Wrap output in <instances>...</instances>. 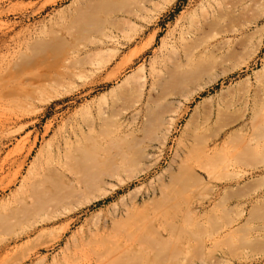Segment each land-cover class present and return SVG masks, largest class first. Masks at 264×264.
<instances>
[{
    "label": "rangeland",
    "instance_id": "1",
    "mask_svg": "<svg viewBox=\"0 0 264 264\" xmlns=\"http://www.w3.org/2000/svg\"><path fill=\"white\" fill-rule=\"evenodd\" d=\"M0 64L32 78L0 97V264H91L129 229L127 264H264V0H0ZM49 165L69 180L24 203Z\"/></svg>",
    "mask_w": 264,
    "mask_h": 264
},
{
    "label": "bare ground",
    "instance_id": "2",
    "mask_svg": "<svg viewBox=\"0 0 264 264\" xmlns=\"http://www.w3.org/2000/svg\"><path fill=\"white\" fill-rule=\"evenodd\" d=\"M112 1V0H111ZM103 4V3H102ZM88 9V8H87ZM92 9H94V8H92ZM81 10V9H80ZM107 10V9H106ZM87 13V12H86ZM96 13V12H95ZM83 14H85V13H83ZM94 14V13H93ZM87 15V14H86ZM62 27V26H61ZM69 33V32H68ZM91 34V33H90ZM102 33H98L97 31L94 33V35L93 36H100ZM103 34H104V32H103ZM111 34V33H110ZM48 35V34H47ZM52 35H53V33H52ZM105 35H106V33H105ZM106 37H108L107 35H106ZM51 38V37H50ZM70 38V37H69ZM109 38V37H108ZM35 39V38H34ZM94 39V38H93ZM101 41V40H100ZM96 42H97V40H96ZM20 47H22V46H20ZM19 47V48H20ZM57 47V46H56ZM18 48V49H19ZM26 48V47H25ZM29 49V48H28ZM63 50H64V47L62 48ZM61 49V50H62ZM71 49V48H70ZM20 50V49H19ZM66 50H68V49H66ZM66 50H64V51H66ZM58 52V51H57ZM27 53V52H26ZM47 53V52H46ZM15 55V54H14ZM24 55V54H23ZM29 55V54H28ZM70 54L69 53H49V54H46L45 56H41V59L40 58H38V60L39 61H37L36 62V60L35 59H33V60H35V64H33L34 66H32V64L30 65V66H32V69H36V68H39V67H41L42 65H45V64H52V63H55V64H57V65H64V64H62V63H65L66 61H68L69 60V58H71V56H69ZM28 57V56H27ZM38 57V56H37ZM11 58V57H10ZM19 59V58H18ZM28 59H30V58H28ZM200 59V58H199ZM21 60V59H20ZM199 60L197 59V62H198ZM216 61V60H215ZM18 62H19V60H18ZM22 62V61H21ZM20 62V63H21ZM81 62V61H80ZM204 62V61H203ZM16 63V62H15ZM24 63H26V61H24ZM31 63H33L32 61H31ZM193 63H194V61H193ZM2 64V63H1ZM1 64H0V66H1ZM18 64V63H17ZM66 64V63H65ZM188 64H189V60H188ZM12 65H14V64H12L11 63V66ZM23 65V64H22ZM27 65V64H26ZM190 65V67L187 69V70H183L184 72H182V73H177V74H181L180 75V77L181 78H184V80L183 81H185L186 79L187 80H189L188 82H189V84H191V85H193V88H190L189 89V91H191V92H189V95H192V96H194L196 93H198V92H200L201 90H203L206 86H208L212 81H213V76H207V77H204L203 75L201 76V75H199L198 74V72H199V69L197 68V65L195 66L194 64H189ZM188 65V66H189ZM192 65V66H191ZM11 66H8V68H6L8 71H7V73L6 72H4V74L2 75V78H1V80H0V87L2 88V91L0 92V97L2 98V99H10V98H12L13 97V94H18V91L21 93L22 92V94H24L25 92H27V88H26V84H27V80H28V78L30 77V76H28V74H27V71H26V73H24V77L26 76V78H24V79H21L20 77H17L15 74H12V73H14L13 71H14V69H12L11 68ZM20 66V65H19ZM29 65H27V67H28ZM55 66V65H54ZM163 66V65H162ZM24 67V66H23ZM26 67V68H27ZM52 67V66H51ZM63 67V66H62ZM165 67H166V65H165ZM48 68V67H47ZM58 68H60V67H58ZM177 68V67H176ZM16 69V68H15ZM19 70H20V68H18ZM25 69V68H24ZM23 69V70H24ZM51 69V68H50ZM22 70V69H21ZM22 70V71H23ZM39 70V69H38ZM62 70V69H61ZM25 71V70H24ZM44 71V70H43ZM169 71H171V70H169ZM178 71H179V69H178ZM201 71V70H200ZM19 72V71H18ZM32 72H36V71H32ZM61 72V71H60ZM168 72V71H167ZM166 72V73H167ZM208 72H210V71H208ZM2 73V72H1ZM16 73V72H15ZM42 73V72H41ZM17 74V73H16ZM60 74V73H59ZM63 74H64V72H63ZM171 74H176V73H171ZM21 75V74H20ZM45 75V74H44ZM52 75V74H51ZM54 75H56V74H54ZM58 75V74H57ZM208 75H209V73H208ZM211 75H214V74H211ZM19 76V75H18ZM23 76V75H22ZM34 76V75H33ZM15 77H17L16 79H14ZM41 78H42V76H40ZM64 77V76H63ZM157 77H159L158 78V82L160 83V84H162L163 82H162V80H164L163 78L165 77L164 76V74H159ZM172 77H174V76H172ZM31 78V77H30ZM29 78V79H30ZM52 78V77H51ZM58 78H62V76H60V77H58ZM32 79V78H31ZM30 79V80H31ZM46 79V78H45ZM44 79V80H45ZM53 79H55V77L53 78ZM214 79H215V75H214ZM146 80V79H145ZM143 81V82H141V84H143V87H145L146 86V81ZM35 81V80H34ZM52 81V80H51ZM55 81V80H54ZM59 81H61V79H59ZM63 81V80H62ZM43 82V81H42ZM50 82V81H49ZM48 82V83H49ZM53 82V81H52ZM45 84H46V82H44ZM57 83V82H56ZM58 84V83H57ZM140 84V85H141ZM159 84V85H160ZM25 85V86H24ZM39 85V84H38ZM47 86H49V84H47ZM46 86V87H47ZM28 87H30V84L28 85ZM37 88H38V86H36ZM51 87H53L52 85H51ZM50 88V87H49ZM142 88V87H141ZM140 88V89H141ZM30 90V89H29ZM32 91V90H31ZM21 94V96H23ZM29 94V93H28ZM30 95H32L33 96V94H30ZM30 95H28V96H30ZM56 95V94H55ZM15 96V95H14ZM20 96V95H19ZM26 96H27V93H26ZM31 96V97H32ZM16 97H18V95L16 96ZM24 97V96H23ZM22 97V98H23ZM27 98V97H26ZM30 98V97H29ZM24 99H25V97H24ZM19 100V99H18ZM18 100L16 101V102H18ZM21 100V99H20ZM156 100V99H155ZM9 101H11V100H9ZM13 101V100H12ZM22 101V100H21ZM187 101V100H186ZM147 102V101H146ZM23 103V102H22ZM141 111V110H140ZM140 113V112H139ZM151 116V115H150ZM152 117H154L153 119L155 120L157 117H159V116H157L156 118H155V116H152ZM148 118V117H147ZM158 119V118H157ZM156 119V120H157ZM157 125V124H156ZM152 126V125H151ZM150 126V127H151ZM97 147V146H96ZM81 148V147H80ZM83 148V147H82ZM99 148V147H98ZM101 148V147H100ZM88 150H89V148H88ZM93 150V149H92ZM83 151V150H82ZM85 151V150H84ZM88 152V151H87ZM97 152V151H96ZM78 153V152H77ZM76 153V154H77ZM82 153V152H81ZM98 154V153H97ZM103 154V153H102ZM144 154V153H143ZM70 155V154H69ZM79 155V154H78ZM146 155V154H145ZM99 156V159H100V155H98ZM75 158V157H74ZM86 158V157H85ZM102 158H103V155H102ZM108 158V157H107ZM92 159V158H91ZM94 159V158H93ZM105 158H103V160H104ZM84 160V159H83ZM95 160H98V158H96V159H94V162H95ZM102 159H100V160H98L97 162H95V163H93L92 161V163H87L88 165H94L93 167H90V169L92 170V172L94 171V169H96V167H99L100 166V168L102 167V165H104V161H103ZM88 161V160H87ZM108 161V160H107ZM78 162V161H77ZM85 165V164H84ZM22 166V165H21ZM79 166V165H78ZM87 166V165H86ZM89 167V166H88ZM88 167H86L87 168V170L88 171H90L89 169H88ZM104 167H105V165H104ZM106 167H107V165H106ZM86 168H84V170H86ZM100 168H98L99 170L98 171H100ZM105 171V170H104ZM19 173V172H18ZM99 173H101V172H99ZM107 172H105V174H106ZM108 174V173H107ZM56 175H60V176H62L63 178L64 177H66L65 176V174H64V172L60 169V168H56V167H54V166H51V165H49V167H47L46 169H44V171H42L39 175H38V177H37V179H36V183L34 182L35 180H33V182L35 183H33L34 184V187H32V189H30L27 193H26V195H24V196H22V197H24L23 198V201H24V203H26V204H28V202H30V201H34L35 200V202L37 201V203H38V201L39 202H41V200H39L38 199V197H42L43 195L44 196H47L49 193H52V192H55V190H57V189H55L56 188V185H59L60 183L59 182H55V183H57L56 185H55V187H54V184H53V182H54V179L56 180ZM76 175V174H75ZM110 175V174H109ZM37 176V175H36ZM87 176H88V178L90 179V176H91V173L90 172H88V174H87ZM95 176V175H94ZM97 176V175H96ZM112 176V175H111ZM101 177V176H100ZM58 178V177H57ZM60 178L61 177H59V181H60ZM63 178H61V179H63ZM67 178V177H66ZM68 179V178H67ZM103 178H101V180H102ZM24 180H26V179H24ZM69 180V179H68ZM92 180V179H91ZM23 181V180H22ZM59 183V184H58ZM69 183H72V182H70L69 181ZM64 184H68L67 183V181H66V183H64ZM105 184V183H104ZM108 184V183H107ZM31 187V186H30ZM57 188H59V186L57 187ZM47 194V195H46ZM103 194V193H102ZM43 196V197H44ZM38 199V200H37ZM22 200V199H21ZM21 202V201H20ZM22 203V202H21ZM30 205V204H29ZM8 212V211H7ZM54 213H63V211H58V210H54L53 211ZM54 218V216H51V217H47V218H45L43 221H46L47 223L48 222H50V221H52V219ZM130 219V218H129ZM130 228V227H129ZM144 228H146V227H144ZM147 229L148 228H146V231H147ZM131 229H129V233L130 232H133L132 233V237L130 238V240H128L127 238H125V237H123V238H120V239H117L116 240V243L114 244V242H113V244L114 245H110V244H108L106 241H107V239L106 238H104V240H106V241H102V243L100 244L101 246H99V247H97V248H95V249H93L92 248V250H93V256L95 255V262L93 261L94 260V258L92 259V262H91V264H119L118 263V261L121 263V264H127V262L128 261H126L127 259H129L130 258V255L132 254H136L137 252H139V250L137 249V247L136 246H134L131 242H133L134 240H135V238H136V236H137V232L136 231H130ZM150 230V229H149ZM103 237V236H102ZM101 237V238H102ZM105 237V236H104ZM127 237V236H126ZM108 238V237H107ZM117 238V237H116ZM115 238V239H116ZM109 240V239H108ZM109 241H112V240H109ZM131 241V242H130ZM94 243H95V241H93ZM100 242H101V240H100ZM134 242H136V241H134ZM133 242V243H134ZM97 243V242H96ZM89 245H91L92 246V242L91 243H88ZM140 246V245H139ZM142 247V246H141ZM140 247V248H141ZM144 247V246H143ZM145 248H147V247H145ZM143 250H144V248H143ZM144 252V251H143ZM140 253H141V251H140ZM145 253H148V251H145ZM143 254V253H142ZM126 255H129L128 257L129 258H127L126 257ZM131 255V256H132ZM137 255V254H136ZM141 255V254H140ZM140 255H139V257H140ZM149 255V254H148ZM146 255L147 256V258H149L151 255ZM122 256H125L126 257V259H125V261H124V263H122L123 262V259L125 258V257H123V259L121 260V258L119 259L118 257H122ZM135 256V255H134ZM144 255H142V257H143ZM3 257V256H2ZM138 257V258H139ZM141 257V258H142ZM119 259L118 261H117V259ZM153 258V257H152ZM91 260V259H90ZM137 260V259H136ZM144 262H142L141 260H139L140 261V263L139 264H152V259H146V257L144 258ZM138 261V262H139ZM154 261V260H153ZM71 262H72V260H71ZM137 262V261H136ZM138 262H137V264H138ZM134 263V262H133ZM130 264V263H129Z\"/></svg>",
    "mask_w": 264,
    "mask_h": 264
}]
</instances>
